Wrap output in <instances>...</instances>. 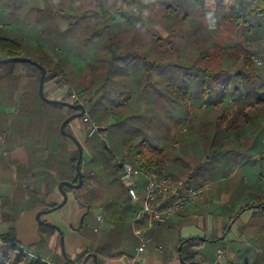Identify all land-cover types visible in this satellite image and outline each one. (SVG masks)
<instances>
[{"label": "crops", "instance_id": "1", "mask_svg": "<svg viewBox=\"0 0 264 264\" xmlns=\"http://www.w3.org/2000/svg\"><path fill=\"white\" fill-rule=\"evenodd\" d=\"M203 4L208 12L214 13L217 7L216 0H203ZM104 49L107 51L103 56L76 62L77 69L84 70L88 65L89 70L100 71L92 73L86 86H103L107 80L115 83L121 75L139 70L134 63H140L136 59L140 50L148 53L145 62L149 65L154 64L152 54L157 53V63L163 67L166 61L162 55L180 52L176 46H160L150 53V49L134 45L133 41L131 46ZM33 51L39 54L30 51L31 59ZM90 51L87 53H95ZM53 59L45 66L47 71L55 64L69 71V58ZM166 60L169 64L178 62L175 57ZM222 67L231 69L228 64ZM12 70L13 65L0 64V197L2 211L16 215V244L32 246L35 254L57 263L65 261V256L73 261L85 254L80 264H95L90 255L95 253L99 264H182L180 258L216 264L217 249L225 248L226 264H264V113H257L254 107H247V113H222L221 117L218 113H189V117L185 113L176 124L172 117L170 127L162 133L154 127L152 133L159 135L155 139L142 135L138 142L137 137L131 140L130 131L124 128L121 143L114 145L118 151L111 153L114 160L107 159L100 147L83 142L79 118L70 121L67 130L74 127L83 146L81 172L85 187L75 193L64 186L67 203L41 215V220L55 224L56 229L39 223L36 213L62 201L58 184L61 180L72 182L67 179L71 177L69 161L75 154L73 148L75 152L77 148L60 135L61 113L41 101L36 82L25 77L24 72ZM106 71L110 74L105 77ZM58 94L51 98L60 99L69 93ZM162 99L165 100H158ZM85 108V114L99 123L104 134L120 133V124L116 127L117 119L113 123L112 113H98L94 106ZM232 121L237 123L231 125ZM143 139L165 151L166 169L175 186L185 190L209 184L191 206L178 210L164 222L144 225L143 219L136 216L140 204L130 200L117 171L119 160L134 161ZM141 182L139 179L138 184ZM92 209L95 215L87 223ZM41 225L51 230L40 233ZM8 229V223L0 224V234ZM142 229L152 240L138 254L135 232ZM107 253L116 257H107Z\"/></svg>", "mask_w": 264, "mask_h": 264}, {"label": "rangeland", "instance_id": "2", "mask_svg": "<svg viewBox=\"0 0 264 264\" xmlns=\"http://www.w3.org/2000/svg\"><path fill=\"white\" fill-rule=\"evenodd\" d=\"M243 1L226 0V4L222 1V7H216L213 13L205 10L204 4L196 0H0V34L21 39L26 51L45 52L51 59H70L69 70L73 75L66 74L68 70L60 75L65 85L56 94L59 93V96L62 93H75L79 103L85 107L94 106L98 113H112L113 123L117 119L116 127L120 124V133L114 135L100 132L96 136L98 135V142L110 153L116 154L118 149L114 145L121 143V131L124 128L130 131L131 140L137 137L138 142L142 135L155 139L159 136L158 133L170 127L172 117L176 124L185 113L188 117L189 113H206L220 96L222 101L232 100L226 113H234L239 96L238 93H232L236 89L234 80H231L233 85L225 88V91H222L224 87L219 84L226 81L224 76L230 77V74L223 77L217 75L211 84L210 95L204 97L199 88L200 76L197 68L202 61L201 51L208 55L203 60V65L214 70L227 64L233 69L243 58L239 53L244 56L245 51L242 49L246 48L249 54H253L251 57L259 56L264 60V18L249 15L247 9L250 0ZM98 2L108 9L109 23L117 33L115 39L120 41V46H131L133 41L134 45L150 49V53L160 46H176L180 52L162 55L166 61L163 67L157 63V53L152 54L155 58L154 64L149 65L145 62L148 53L140 50L136 55L140 63H134L140 69L129 71V78L121 75L115 83L106 79L103 86L82 91L83 86L91 80L92 73L96 75L100 72L89 70L88 65L84 70L77 69L76 62L82 58L87 61L96 55L103 56L105 54L102 53L107 51L104 49L105 38L101 37L105 30H99L100 34L93 30L92 36L90 35L91 27L98 22L93 14ZM169 4L176 6L179 16L167 15L166 7ZM233 9L246 19L240 27H236L224 16ZM185 17L186 20L182 19ZM88 51L95 53L88 54ZM31 54L37 58L35 51ZM169 57L177 58L178 62L169 64L170 59L166 60ZM13 63L0 64L9 67ZM253 63L255 65L254 61ZM255 66L257 80L264 83L263 73L258 72L260 67ZM236 84H239L238 90L246 92L247 84L243 79L240 83L237 80ZM51 86L49 85L50 89ZM260 93L264 94V88H261ZM163 97L165 100H158ZM223 107V102H220L214 110L220 117L223 115L220 110ZM249 111L254 110L251 108ZM186 123L193 125L190 120ZM154 127L158 133H152ZM68 131L78 136L74 127ZM73 152L75 153V148ZM93 215L94 209L86 218L87 223L92 222L90 216ZM45 230L51 228L41 225L40 233ZM9 251V260L16 261L19 251L10 248ZM23 259L27 263L32 261L28 255L23 256Z\"/></svg>", "mask_w": 264, "mask_h": 264}, {"label": "trees", "instance_id": "3", "mask_svg": "<svg viewBox=\"0 0 264 264\" xmlns=\"http://www.w3.org/2000/svg\"><path fill=\"white\" fill-rule=\"evenodd\" d=\"M200 1L201 3L203 0H196ZM245 1V0H244ZM243 1V2H244ZM217 2V8L222 7V1L221 0H216ZM242 2V3H243ZM247 13L251 16L255 17H262L264 18V0H250V5L247 9ZM91 12V11H89ZM166 13L168 16H179L177 14V8L176 6H173L172 4H169L166 7ZM94 15H96V22L93 27H91L90 30V35L92 36V31L95 30V33L97 32L100 34L99 30H105V34L101 35V37H104V46L106 48H111L113 46H119L120 41L115 39L116 36V31L113 29L111 23H109V17L110 13L108 9H106L101 3H96V10L93 12ZM187 14H184V16ZM224 16L228 17L229 21L235 24L236 27H240L242 23L246 21L244 16L241 13H237L235 9L231 10L227 15L224 14ZM223 16V18H224ZM187 17L182 18L186 20ZM94 36V35H93ZM90 38V37H89ZM159 39V38H157ZM156 39V40H157ZM245 51V55L243 58L240 60V62L233 68V69H228V68H223L219 66V70H214L209 68L206 65H203V60H205L208 55L201 51L203 56L201 57L200 60L201 63L199 64L200 67L197 68L198 74H199V88L200 92L204 97H208L211 93V84L214 80H216V76L218 77H223L224 75H229L230 77H225L226 81L223 83H219L222 86V91H225V88L228 89L230 85H233L231 83V80H234V87L236 91L232 90V93L236 94L238 93V97L241 98L243 94L244 97L240 99V102L237 105V108L234 110V113H247L246 108L247 107H254L256 108L257 113H264V94L260 93L261 88H264V83L263 81L260 83L257 80L256 77V66L253 63V60L251 58V54H249L248 49H242ZM30 51L25 50V46L23 45L21 40H18L16 38L12 37H7V36H0V58L3 57H10V56H26V57H31L28 53ZM37 58L32 57L33 60L37 61L39 64L42 66H48L50 65V62L54 60L53 58L49 57L45 52H38ZM59 62V61H58ZM47 63V64H46ZM53 66V68H49L48 71L51 73L47 77H45L44 80V93L47 97L51 98L56 92L61 89L64 85L65 82L62 81L60 75L64 72L60 66ZM232 70V71H231ZM46 70V72H48ZM20 72H24V76L32 79L36 82L37 87L39 84V77H40V69L36 67L35 65L28 63V62H14L13 63V70L12 73H17L19 74ZM100 72V71H99ZM259 72V71H258ZM66 74L73 75L72 72L69 70L66 72ZM110 71L105 72V77L109 76ZM241 79H243L246 84L247 88L246 92L238 90L239 89V84H236V81L239 80V83L241 82ZM77 81V79L75 80ZM259 82V83H257ZM87 84V83H86ZM245 84V85H246ZM51 86V89L49 87ZM94 83H90L87 86H83L82 91L89 90L93 88ZM198 85V84H197ZM241 85V84H240ZM244 86V85H242ZM101 87V86H100ZM244 88V89H245ZM50 89V90H49ZM239 91V92H237ZM38 97V96H37ZM39 98V97H38ZM217 98V97H216ZM222 97L220 96L219 100L217 102L215 101V105L208 110L206 113H215V108H217L218 103H222L224 107L221 108L220 110L222 111L221 113H226V110L231 107V99H227L226 101H222ZM253 98V100H251ZM40 99V98H39ZM60 99L69 101L72 103H79V100L73 99L71 97V94H66L65 96H62ZM41 100V99H40ZM43 103L49 104L50 106L58 109L61 113V118L60 122L63 121L68 115L78 111V109H71L67 106L64 105H54L47 103L46 101L41 100ZM198 113V112H195ZM238 117V116H237ZM80 122H81V130L83 133V137L85 140V143L90 146H95V147H100V152L104 154V156L107 159L114 160V156L109 152V150L103 146L102 143L98 142V138L96 134H99L102 132V127L98 129L96 133H93L92 135L89 136V132L92 128V122L95 123L90 117H88V120H84V116L79 117ZM236 121H232L231 125L236 124ZM69 123L66 125V129L68 127ZM98 125V124H97ZM60 135L63 137V139H67L61 132H59ZM95 134V135H94ZM77 149L74 155H71L70 157V170H71V177L67 178L71 180L72 182H77V175H76V170H75V162L77 158ZM135 166L140 167V168H150L151 166H162L166 163V153L163 149H160L156 146H153L150 144L147 140H141L138 143V149L135 153V158L134 161L132 162ZM119 175H120V170L119 167L117 169ZM65 179V178H61ZM84 179V178H83ZM85 187V183L83 181V184L80 188L75 189V188H68L69 190L74 191L75 193L78 192L79 190H82ZM52 205H46V207H51ZM3 209V199L0 197V224L1 223H8L9 224V229L7 232L0 234V252H1V260L2 264H37L38 261L31 257L29 254L25 253L24 250H26L29 253L35 254L33 252L34 248L32 246L29 247H21V245H18L15 243V236H16V228H15V221H16V215L12 214L11 212H4L2 211ZM137 222V221H136ZM147 220L143 219L141 220V224L144 225L145 223L147 224ZM138 223V222H137ZM139 227V226H138ZM10 250H16L19 251V255L16 258V261L11 262L10 259ZM107 257H116L114 255H111V253H107ZM29 256L32 258V261L30 263L24 262L23 256ZM37 255V254H35ZM39 256V255H38ZM3 257V260H2ZM85 257V254L80 256L77 260H73L72 262L74 264H80L83 261V258Z\"/></svg>", "mask_w": 264, "mask_h": 264}, {"label": "built area", "instance_id": "4", "mask_svg": "<svg viewBox=\"0 0 264 264\" xmlns=\"http://www.w3.org/2000/svg\"><path fill=\"white\" fill-rule=\"evenodd\" d=\"M255 64L260 67L264 75V62L258 57H252ZM73 99L77 96L71 94ZM84 120H88L86 114L83 115ZM99 125L92 122L90 135L96 133ZM264 144V138H263ZM118 167L120 170V178L127 187V194L130 200L134 203H139L140 208L137 212V218L146 219L149 224L164 222L169 216L175 214L178 210L187 208L194 204L202 193L209 187V184L204 183L185 190L175 186L169 173L166 169V163L162 166H151L150 168H140L135 166L128 160H119ZM142 182L138 184V180ZM140 187V188H139ZM141 194H140V190ZM98 219L101 216L98 215ZM139 239L137 253L140 254L147 243L151 242L152 238L146 233L145 229L135 232ZM25 253L38 261L37 264H74L71 261H62L57 263L50 258L41 257L24 250ZM226 249H217L216 264H226Z\"/></svg>", "mask_w": 264, "mask_h": 264}, {"label": "water", "instance_id": "5", "mask_svg": "<svg viewBox=\"0 0 264 264\" xmlns=\"http://www.w3.org/2000/svg\"><path fill=\"white\" fill-rule=\"evenodd\" d=\"M7 62H28L31 63L33 65H35L36 67H38L40 69V77H39V84H38V94L40 96L41 99H43L44 101H46L47 103L50 104H54V105H64L67 106L71 109H78V111L68 115L61 123H60V131L61 133L68 138L71 142L74 143V145L77 148V158H76V162H75V170H76V174H77V182H70L67 180H61L58 184V188L62 194V201L58 204H56L53 207H50L48 209H41L36 213V218L38 220L39 223L44 224V225H48L51 226L53 228L58 229V227L55 224L52 223H48L46 221L41 220V215L51 212L53 210H58L60 209L62 206H64L67 201H68V195L67 192L64 189V186L70 187V188H75L78 189L82 186L83 184V177H82V172H81V162H82V158H83V146L80 142V140L71 132H69L66 129V125L72 121L75 118H79L82 117L85 114V106L82 103H72L69 101H65L62 99H55V98H49L45 95L44 93V80L46 77V69L44 66H42L41 64H39L37 61L31 59L30 57H24V56H10V57H3L0 58V63H7ZM60 237L61 239H63V234L62 232H60ZM182 247V244L180 245V249ZM63 254L65 256V252L64 250ZM93 259L95 264H99L97 261V255L95 253L90 254ZM88 255L87 258L90 256ZM67 261H72L69 257L65 256ZM180 261L182 264H198L197 261L191 260V261H185L183 258H180ZM83 264V263H82Z\"/></svg>", "mask_w": 264, "mask_h": 264}]
</instances>
